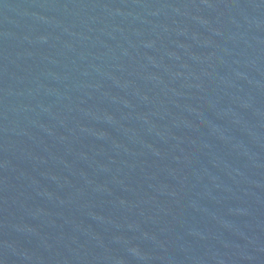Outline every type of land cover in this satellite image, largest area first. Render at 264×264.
<instances>
[{
    "label": "water",
    "instance_id": "95a60500",
    "mask_svg": "<svg viewBox=\"0 0 264 264\" xmlns=\"http://www.w3.org/2000/svg\"><path fill=\"white\" fill-rule=\"evenodd\" d=\"M0 264H264V0H0Z\"/></svg>",
    "mask_w": 264,
    "mask_h": 264
}]
</instances>
